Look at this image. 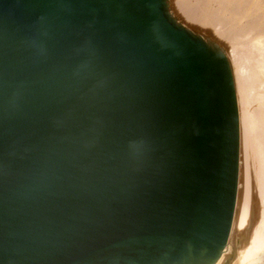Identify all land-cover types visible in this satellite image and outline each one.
I'll return each mask as SVG.
<instances>
[{"label": "water", "instance_id": "1", "mask_svg": "<svg viewBox=\"0 0 264 264\" xmlns=\"http://www.w3.org/2000/svg\"><path fill=\"white\" fill-rule=\"evenodd\" d=\"M237 173L228 60L166 0H0V264H214Z\"/></svg>", "mask_w": 264, "mask_h": 264}, {"label": "bare ground", "instance_id": "2", "mask_svg": "<svg viewBox=\"0 0 264 264\" xmlns=\"http://www.w3.org/2000/svg\"><path fill=\"white\" fill-rule=\"evenodd\" d=\"M166 2L186 31L224 51L231 73L238 173L228 238L214 264H264V0Z\"/></svg>", "mask_w": 264, "mask_h": 264}, {"label": "rangeland", "instance_id": "3", "mask_svg": "<svg viewBox=\"0 0 264 264\" xmlns=\"http://www.w3.org/2000/svg\"><path fill=\"white\" fill-rule=\"evenodd\" d=\"M167 1V0H166ZM168 6V5H167ZM170 7V6H169ZM168 7V8H169ZM169 11H170V9H169ZM212 43V42H211ZM214 44V43H213ZM214 45H216V44H214ZM216 47L224 54V51H222V49H220V47L218 46V45H216ZM239 139H240V136H239ZM239 154H240V148H239ZM239 157H240V155H239ZM252 164H253V162H252ZM252 164H250V165H252ZM249 165V173L251 174V170H252V168H254L253 167V165L252 166H250ZM250 167H252V168H250ZM252 187H253V185H252Z\"/></svg>", "mask_w": 264, "mask_h": 264}]
</instances>
